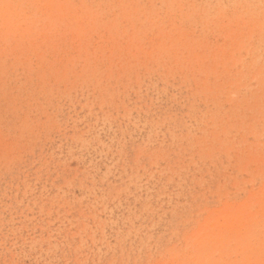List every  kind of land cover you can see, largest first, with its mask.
<instances>
[{
    "label": "rangeland",
    "instance_id": "rangeland-1",
    "mask_svg": "<svg viewBox=\"0 0 264 264\" xmlns=\"http://www.w3.org/2000/svg\"><path fill=\"white\" fill-rule=\"evenodd\" d=\"M0 264H264V0H0Z\"/></svg>",
    "mask_w": 264,
    "mask_h": 264
}]
</instances>
